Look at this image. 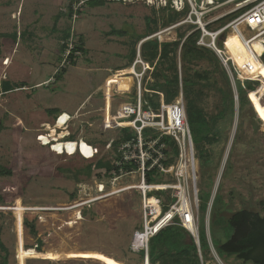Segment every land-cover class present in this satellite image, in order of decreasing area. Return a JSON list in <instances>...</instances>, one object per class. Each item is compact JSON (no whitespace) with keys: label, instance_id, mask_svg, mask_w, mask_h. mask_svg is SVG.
I'll return each mask as SVG.
<instances>
[{"label":"rangeland","instance_id":"obj_1","mask_svg":"<svg viewBox=\"0 0 264 264\" xmlns=\"http://www.w3.org/2000/svg\"><path fill=\"white\" fill-rule=\"evenodd\" d=\"M75 1H81L85 10L78 12L74 20L69 10ZM87 1L0 0V86L10 82L13 88L7 92L0 89V123L3 124L0 161L9 164L13 174L0 175V236L8 250L0 249V264L4 258L8 264H131L115 256L132 262L139 256L131 246L135 230L142 229V199L138 190L102 193L99 184L108 177L105 164H95L98 159H92L96 157L94 154L89 158L59 155L38 141V129L45 128L41 125L54 123L61 111H67L79 114L70 124L77 125L71 127L76 135L68 139H77L84 131L87 140L90 137L98 143V138L90 133L114 125L103 120L104 78H111L130 64L131 52L134 49L138 52L140 43L149 39L138 41L137 36L145 32V17L152 14V7L143 1L104 0L96 6ZM68 28L71 38L74 34V43H80L81 37L86 50L75 59L67 58V53L61 50ZM164 28L162 21L159 22L158 31ZM180 28L188 31L192 27ZM15 33L17 40L13 37ZM177 34V29L172 32L173 36ZM263 69L256 70L258 77L250 78H262ZM61 71L62 75L57 77L55 74ZM217 78L219 85L225 86L218 75ZM22 82L23 86H17ZM238 87L243 92L240 81ZM111 94L108 91L109 110ZM127 98L135 101L133 93L122 94L116 97L115 105ZM259 98L248 95L241 99L239 110L235 107V116L228 115L219 121V142L205 143L204 147L213 154L214 167L211 173L207 168L202 173L199 162L197 188L201 189L204 203L210 198L205 217L207 230L217 194L218 206L224 209L225 216L240 209L264 212V111L259 110L264 101L258 103ZM220 102L219 92L205 90L202 105L207 116L219 112ZM48 109L55 112L49 113ZM88 122L97 124L86 125L83 130L80 124ZM190 128L192 135L195 134L194 127L190 125ZM117 134L110 132L99 138ZM98 145L101 154H106L104 143ZM88 164H92L91 171L79 174L78 169ZM138 181L137 174L135 178L122 177L106 185L105 191ZM76 190L79 195L74 199L71 193ZM23 192L26 203L36 209L13 211L11 204H24ZM85 208L89 210L84 214ZM25 216L38 217L37 228L46 250L25 246L37 242L22 225ZM201 218L203 226V212ZM214 232L219 242L227 241L219 226ZM218 247L215 245V254L209 245H204L206 258L210 252L206 264H242L235 256L221 253Z\"/></svg>","mask_w":264,"mask_h":264},{"label":"built area","instance_id":"obj_2","mask_svg":"<svg viewBox=\"0 0 264 264\" xmlns=\"http://www.w3.org/2000/svg\"><path fill=\"white\" fill-rule=\"evenodd\" d=\"M120 1H143L157 10L171 8L184 13L180 20L146 37V39H157L161 46L162 43L167 41L161 39L160 33L169 28L175 27L179 33L181 26H192L187 31L184 39L193 32L199 31L197 44L212 49L226 67L232 83L236 111L239 110L241 98L248 97L246 89L254 80L247 74L249 71H253L252 64L243 61L242 67L237 59L246 51L249 55L264 62V51L259 53L254 46L255 41L264 46V0ZM81 7H83L81 1L72 3V17L74 20L77 18ZM210 26L213 28H210ZM233 34L235 36L233 38L242 42L244 50L234 51L233 47L236 43L233 42V39L231 43V35ZM73 37L74 34L72 38L70 36V42L67 44V58H69L75 47ZM74 54L78 56L82 55L83 52L76 50ZM157 60L151 63L144 59L141 54L140 43L137 56L132 63L134 71L129 75H125L132 78L130 84L121 86L118 82L111 83L110 111L112 112V119L116 122L119 121V123L99 128L90 133L93 138H98V143H104L107 149L105 154L107 164L104 167L108 178L111 179V184L122 177L135 178L136 174L139 176L138 182H127L123 187L113 188L109 192L105 191L106 184L101 182L99 191L111 194L119 190H138L142 199V229L135 230L131 246L136 251L145 249L146 252H148L149 238L162 228L175 223L176 218H179L181 225L191 231L200 247L199 189L197 188L199 159L197 158L194 139L188 122L183 90L181 89L180 93L171 102L166 101L164 93L158 92L160 94L159 106L157 108L150 105L145 107L147 103L146 93L154 92L147 88V83L155 70ZM238 81L241 83L243 92L238 87ZM107 82H110L109 79L104 78V86L102 87L103 120L106 119L105 115L107 113V93L109 91ZM132 93L135 95L134 102L127 98L119 105H115L117 96ZM65 113L66 111H61L56 116L54 125ZM77 116H79L77 113H68V118L63 126L76 127L77 125L70 124L76 120ZM123 130H129L131 137H127ZM110 132H118V134L111 138H99ZM165 135L171 136L175 140L178 147L176 156H174L169 144L163 140ZM171 157L174 159L168 163ZM154 169H157L163 175L162 181H149V172ZM155 190H171L172 195L176 197V200L169 204L167 210H163L161 197L150 194ZM22 225L25 228L24 217L22 218ZM144 232L147 234L146 240L141 245H136L138 235ZM208 237L211 243L209 230ZM211 248L217 254L212 243Z\"/></svg>","mask_w":264,"mask_h":264},{"label":"trees","instance_id":"obj_3","mask_svg":"<svg viewBox=\"0 0 264 264\" xmlns=\"http://www.w3.org/2000/svg\"><path fill=\"white\" fill-rule=\"evenodd\" d=\"M89 5L96 6L97 4L103 3L104 0H89L87 1ZM85 10L84 6L81 7L80 11ZM152 14L147 15L146 19V30L143 34H139L138 41L151 36L158 31L159 22L162 21V25L167 27L178 20H180L184 13L177 12L171 8H162L157 10L156 8H151ZM161 12V13H160ZM73 9L72 3L70 4L69 16L72 17ZM161 14V16H158ZM170 22V23H169ZM192 27V26H191ZM176 30V29H175ZM173 30V31H175ZM187 31L179 28V33L173 36L172 33L167 34L163 40L167 41L162 43L161 46L157 39L149 38L141 44V54L144 59L153 63L157 59L155 70L147 83V88L154 91L146 93L147 103L145 107L150 105L153 108H157L160 104L159 98L162 92L165 95L166 101L171 102L183 90L188 122L189 125L194 127L193 139L195 148L197 150V156L200 162L201 172L207 168L209 172L213 169V154L211 151L206 149L205 143H210L214 145L219 142L220 130L218 123L220 120L224 119L226 116H235V102L233 100V88L228 71L217 54L210 48L199 46L197 44L199 31H195L190 34L186 39H184ZM71 36V29L65 30L63 39L65 43L61 45L62 52H66L68 47V40ZM179 36V38H178ZM14 39L17 40V34L13 35ZM81 39V37H80ZM80 43H76L73 51L69 55L70 59H75L74 52L80 50L85 52L82 45V40ZM260 43V42H259ZM257 42L255 48L259 53L264 51V46L262 47ZM137 55V50L134 49L129 55L130 66L135 60ZM264 56V55H263ZM200 63H204V66ZM206 65V67H205ZM125 66V67H127ZM196 66H201L199 69H195ZM123 68V67H122ZM121 70V69H120ZM118 70V71H120ZM116 71V72H118ZM262 78L264 80V71L260 70ZM55 75L57 77L62 75V71L57 72ZM217 75L223 80L225 86L219 85V80ZM7 82L9 80H6ZM8 84L1 87L0 89L4 92L13 90ZM24 83L18 84L21 87ZM214 89L221 95L220 110L217 114L213 116H207L206 111L202 105L203 95H205V90ZM248 95L260 97L258 103L264 101V83L256 79L247 87ZM241 99H245L242 97ZM259 110L264 111V105H261ZM49 113L55 112V109H48ZM9 111L5 114L8 115ZM261 117L257 120L260 121ZM3 124L0 123V132H2ZM123 133L127 137H131L129 130H123ZM76 134L73 133L72 136ZM89 142L97 144L95 141L88 138ZM169 146L172 148L174 156L178 154V147L175 140L168 135L163 138ZM105 154H99L97 157L93 158L97 160L95 163L97 166H102L107 164V160L103 157ZM99 157V158H98ZM173 157L168 160V163L173 161ZM92 169V164H88L85 168L78 169L79 174L89 173ZM12 169L9 164L5 165L0 161V175H11ZM13 175V174H12ZM155 175V177H153ZM149 181H162L163 175L159 173L157 169L149 172ZM108 177V175H107ZM25 181V180H24ZM103 183L110 186L111 179H103ZM155 192V193H153ZM150 194H155L162 198L163 210L169 208V204L176 200V197L172 195L171 190H155L150 192ZM24 204L26 203L25 194ZM78 192L73 191L71 193L72 198L78 197ZM199 198V237H200V247L197 244L193 234L189 229L180 224L179 218H176V222L162 228L158 233L154 234L149 238L148 247V257L150 264H206L208 261L203 252L204 245H209L211 243L215 248L218 245V249L221 253L226 256H235L241 260L242 264H264V212L255 211L250 209H240L229 216L224 215V209L218 206V194L216 195L212 209H211V221H210V238L209 242L208 230L206 225V213L208 210V201L203 202L201 196V189L198 193ZM8 201H14L13 198H7ZM88 208L84 209V214L87 212ZM89 210V209H88ZM262 210L264 211V205H262ZM202 212L204 213V222H202ZM38 217L30 218L29 216L24 217V225L27 229L28 234L35 237L37 242L35 244L25 243L27 248H36L39 251L46 250L44 247V242L39 236L37 228ZM223 230L224 234L227 235L226 242H219L216 232H214L215 227ZM202 227V228H201ZM0 249L2 251H8L1 236H0ZM216 250V248H215ZM217 252V250H216ZM138 257L134 262L115 256L127 263L131 264H142L145 262L146 250L142 249L137 251ZM206 258V259H205ZM1 264H8L7 260L4 258ZM210 264V263H208Z\"/></svg>","mask_w":264,"mask_h":264},{"label":"bare ground","instance_id":"obj_4","mask_svg":"<svg viewBox=\"0 0 264 264\" xmlns=\"http://www.w3.org/2000/svg\"><path fill=\"white\" fill-rule=\"evenodd\" d=\"M174 29H176V28L172 27V28H169V29L161 32L160 33L161 39L163 40L164 37L167 34L172 33ZM233 37H235L234 34L231 35V43H232V39H233V42L236 43L235 46L233 47L234 51L244 50V46H243L242 42L237 41V39H235ZM256 43H257V41L254 42V45ZM237 61L239 64H241L242 67H243V63H242L243 61H247L250 64H252L253 71H249V73H247L250 76L256 77V75H255L256 70L258 68H264V62L263 61L259 60L258 58H255L254 56L249 55L246 51H245V54L243 53L240 55V57H239V59H237ZM133 71H134L133 66L130 65V66L124 67L123 69H121L118 72H115L114 74L112 73L113 76L111 78H109L110 82H107V89L109 91H111L110 89L112 86L111 85L112 82H118L119 84H121V86H128V84H130V82L132 81V78L130 76H125V75H129V74L133 73ZM259 80H261L264 83V80L262 78H260ZM105 116H106L107 120L113 122L114 124L119 123V121L116 122L112 119V112L108 108H107V113ZM67 118H68V112L66 111V113L60 117V119L58 120L57 123H55V125H54V123L51 124L50 122H44L41 126L43 128L44 127L45 128L44 129H38V131H39V134H38L39 138L37 137L38 141L44 146H49L50 149L54 153L59 154V155H64V154H67L69 156L80 155V156H83L85 158H89V157H92L93 154L96 157L99 154H101L102 150H101L100 146L97 144L89 142L86 139L87 137L84 135V131L80 132L79 135H77V137H78L77 139H68V138L72 137L73 132L71 130L72 126H63L64 123L66 122ZM95 124H97V123L80 124V126L84 130L86 125L93 127V126H95ZM105 149H106V147H105ZM106 151H107V149H106ZM9 207L13 211H22V212H25V210L36 209V207L26 205V204H20V205L19 204H13V205L11 204ZM33 212H34V210H33ZM144 233L138 235L136 245L139 246L146 240L147 234L146 233L144 234ZM142 264H146V263L143 262Z\"/></svg>","mask_w":264,"mask_h":264},{"label":"water","instance_id":"obj_5","mask_svg":"<svg viewBox=\"0 0 264 264\" xmlns=\"http://www.w3.org/2000/svg\"><path fill=\"white\" fill-rule=\"evenodd\" d=\"M197 244H198V241H197ZM198 245H199V244H198ZM145 263H146V264H149L148 252H146Z\"/></svg>","mask_w":264,"mask_h":264},{"label":"flooded vegetation","instance_id":"obj_6","mask_svg":"<svg viewBox=\"0 0 264 264\" xmlns=\"http://www.w3.org/2000/svg\"><path fill=\"white\" fill-rule=\"evenodd\" d=\"M263 71H264V69H263Z\"/></svg>","mask_w":264,"mask_h":264},{"label":"clouds","instance_id":"obj_7","mask_svg":"<svg viewBox=\"0 0 264 264\" xmlns=\"http://www.w3.org/2000/svg\"><path fill=\"white\" fill-rule=\"evenodd\" d=\"M150 264V263H149Z\"/></svg>","mask_w":264,"mask_h":264},{"label":"crops","instance_id":"obj_8","mask_svg":"<svg viewBox=\"0 0 264 264\" xmlns=\"http://www.w3.org/2000/svg\"><path fill=\"white\" fill-rule=\"evenodd\" d=\"M216 251V250H215Z\"/></svg>","mask_w":264,"mask_h":264}]
</instances>
